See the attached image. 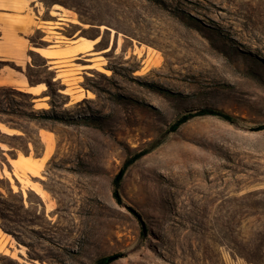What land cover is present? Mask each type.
I'll use <instances>...</instances> for the list:
<instances>
[{
    "label": "rangeland",
    "instance_id": "1",
    "mask_svg": "<svg viewBox=\"0 0 264 264\" xmlns=\"http://www.w3.org/2000/svg\"><path fill=\"white\" fill-rule=\"evenodd\" d=\"M40 1L100 47L0 86V264H264V0Z\"/></svg>",
    "mask_w": 264,
    "mask_h": 264
},
{
    "label": "crops",
    "instance_id": "2",
    "mask_svg": "<svg viewBox=\"0 0 264 264\" xmlns=\"http://www.w3.org/2000/svg\"><path fill=\"white\" fill-rule=\"evenodd\" d=\"M78 22L79 20L68 10L54 5H46L40 0H0V86H13L29 94L34 100L43 99L47 92V86H43L44 82L31 84L25 71L26 67L31 64L29 53L40 54L47 61V69L53 70L56 76L54 80H63L59 76L62 69L58 68L57 63L67 58L75 59L95 53L100 47V39L98 40V36L95 38L79 36L74 39L70 38V43L62 46L58 44L34 46L31 36L36 30H41L46 41L64 42L60 37L67 30V26L76 25ZM51 31L55 35L51 34ZM52 37L54 39H51ZM85 38L89 42H85ZM10 64L19 66L20 70L11 68ZM94 64L93 61L89 63V66ZM76 91L78 92L80 89ZM1 124L3 123H0V134L15 136L21 133L18 128L4 124L5 127L12 130L11 132L6 131ZM0 151L1 171L4 170L5 165H9L14 172L12 162L20 159L19 150L2 141L0 142ZM12 152H14V156H10ZM8 244L13 248L11 242Z\"/></svg>",
    "mask_w": 264,
    "mask_h": 264
},
{
    "label": "trees",
    "instance_id": "3",
    "mask_svg": "<svg viewBox=\"0 0 264 264\" xmlns=\"http://www.w3.org/2000/svg\"><path fill=\"white\" fill-rule=\"evenodd\" d=\"M45 60V59H44ZM45 67H48L47 65V61L45 60L44 64ZM30 68V66H29ZM27 77L28 80L31 84H36V83H40V82H45L48 85V91H50L52 89V85L54 84V78L56 77L55 75H53L51 78L47 79V80H40V81H35L33 79V74L29 71H27ZM198 115H205V114H211V115H217L221 118L227 119V120H231L233 117L222 111V110H218V109H212V108H205V109H201L197 112ZM189 118V116H183L181 119H179L174 125L173 128H177L180 124H182L183 122H185L187 119ZM122 174V173H121ZM118 182V181H117Z\"/></svg>",
    "mask_w": 264,
    "mask_h": 264
},
{
    "label": "bare ground",
    "instance_id": "4",
    "mask_svg": "<svg viewBox=\"0 0 264 264\" xmlns=\"http://www.w3.org/2000/svg\"><path fill=\"white\" fill-rule=\"evenodd\" d=\"M247 5H248V4H247ZM259 9H260V8H259ZM260 12H261V11L259 10V14H260ZM257 19H258V24L261 23V24H262V28H264V26H263L264 18L260 16V17H258ZM79 97H80V98H83V97H84V94L81 93V94L79 95Z\"/></svg>",
    "mask_w": 264,
    "mask_h": 264
}]
</instances>
